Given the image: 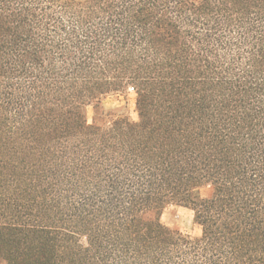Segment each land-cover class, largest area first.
Masks as SVG:
<instances>
[{"label":"trees","instance_id":"obj_1","mask_svg":"<svg viewBox=\"0 0 264 264\" xmlns=\"http://www.w3.org/2000/svg\"><path fill=\"white\" fill-rule=\"evenodd\" d=\"M0 264H264V0H0Z\"/></svg>","mask_w":264,"mask_h":264},{"label":"rangeland","instance_id":"obj_2","mask_svg":"<svg viewBox=\"0 0 264 264\" xmlns=\"http://www.w3.org/2000/svg\"><path fill=\"white\" fill-rule=\"evenodd\" d=\"M101 105L105 110L126 106V112L132 120H137V112L135 110V92L129 88L124 96L117 94L108 95L102 100ZM86 116L88 122H93L94 109L91 105L86 107ZM205 196L208 190H202ZM161 222L172 230H178L182 234L190 236H199L201 227L195 222L193 211L182 205H169L165 207L161 215Z\"/></svg>","mask_w":264,"mask_h":264}]
</instances>
